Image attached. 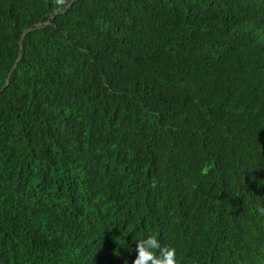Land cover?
Listing matches in <instances>:
<instances>
[{
  "label": "trees",
  "instance_id": "16d2710c",
  "mask_svg": "<svg viewBox=\"0 0 264 264\" xmlns=\"http://www.w3.org/2000/svg\"><path fill=\"white\" fill-rule=\"evenodd\" d=\"M152 235L264 264V0H0V264Z\"/></svg>",
  "mask_w": 264,
  "mask_h": 264
},
{
  "label": "clouds",
  "instance_id": "9594fccd",
  "mask_svg": "<svg viewBox=\"0 0 264 264\" xmlns=\"http://www.w3.org/2000/svg\"><path fill=\"white\" fill-rule=\"evenodd\" d=\"M132 251L137 253L133 264H177L176 249L162 246L154 235L137 241L135 249H130Z\"/></svg>",
  "mask_w": 264,
  "mask_h": 264
},
{
  "label": "water",
  "instance_id": "95a60500",
  "mask_svg": "<svg viewBox=\"0 0 264 264\" xmlns=\"http://www.w3.org/2000/svg\"><path fill=\"white\" fill-rule=\"evenodd\" d=\"M26 33V32H25ZM16 65V64H15Z\"/></svg>",
  "mask_w": 264,
  "mask_h": 264
}]
</instances>
